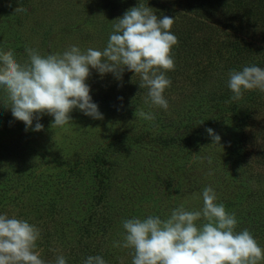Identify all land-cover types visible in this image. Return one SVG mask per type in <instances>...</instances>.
Here are the masks:
<instances>
[{
  "label": "rangeland",
  "instance_id": "rangeland-1",
  "mask_svg": "<svg viewBox=\"0 0 264 264\" xmlns=\"http://www.w3.org/2000/svg\"><path fill=\"white\" fill-rule=\"evenodd\" d=\"M110 2L0 0V50L14 51L16 59L25 62L26 47L41 55L61 52L72 44L81 50L103 48L114 19L132 5L122 9L114 3L108 9ZM251 44L236 67L230 65L235 59H228L235 58L230 56L239 47L227 57L212 54L213 62L197 67L194 74L178 75L163 93L167 110L145 103L147 89L139 87V75L129 70L117 80L111 73L101 78L90 69L86 83L102 119L73 109L71 122L62 127L52 124L51 115H42V130L26 131L24 123L0 104V212L24 218L40 229L36 251L49 264H54L58 253L69 258V248L84 241L82 226L93 209L98 217L108 218L105 229L99 230L104 231L101 241L92 240L100 244V255L108 264H131L129 249L112 247L113 240L122 239L121 221L149 214L165 218L181 204L198 210L206 185L215 189L226 211L235 213L236 231L260 225L263 230L257 234H261L264 92L256 90L245 99L237 117L220 121L214 115L218 104L232 95L223 84L224 75L227 81L230 69L264 65V43L253 40ZM181 56L173 58L179 61ZM215 62L221 66L216 68ZM5 102L0 96V103ZM140 110L153 112L155 119L144 120L138 116ZM206 128L219 134L218 144L211 141ZM145 130L151 131L153 139L131 141L134 132ZM190 132L194 135L184 146L165 145L157 137L185 138ZM58 186H63L60 197ZM51 201L56 209L45 214ZM254 238L264 248V235Z\"/></svg>",
  "mask_w": 264,
  "mask_h": 264
},
{
  "label": "clouds",
  "instance_id": "clouds-1",
  "mask_svg": "<svg viewBox=\"0 0 264 264\" xmlns=\"http://www.w3.org/2000/svg\"><path fill=\"white\" fill-rule=\"evenodd\" d=\"M111 24L103 48L84 50L69 45L61 52L41 55L35 48H25L27 60L20 62L14 51L0 50V103L11 116L22 121L27 131H40L42 115H51L52 124L62 127L71 122L73 109L92 119H102L98 104L86 83L90 69L102 78L111 73L117 80L129 70L140 77L139 87L147 89L145 103L168 109L164 90L171 80L166 72L175 67L171 49L177 37L170 31L174 18L157 16L150 7L132 6ZM230 101L239 100L245 91L264 92V67L242 65L227 73ZM117 99H122L118 97ZM138 116L154 120V113L140 110ZM35 121V123H33ZM211 141L218 144L219 134L206 128ZM202 206L188 210L183 204L173 207L167 217L131 216L121 221L122 239L112 247L130 250L131 264H261L262 248L248 229L236 231L235 213L218 202L215 189L206 185L201 193ZM200 221V223H197ZM40 229L33 223L0 212V264H49L37 249ZM54 264H67L62 253ZM82 264H108L99 254L87 255Z\"/></svg>",
  "mask_w": 264,
  "mask_h": 264
},
{
  "label": "trees",
  "instance_id": "trees-1",
  "mask_svg": "<svg viewBox=\"0 0 264 264\" xmlns=\"http://www.w3.org/2000/svg\"><path fill=\"white\" fill-rule=\"evenodd\" d=\"M138 2L137 0H111L109 6L108 3L107 5L106 3L102 4L109 9L116 3L117 6L124 9L128 4H132L131 7L139 6ZM142 2L146 7H150V10L154 11L158 17L166 15L174 18L170 31L177 37V44L172 47L171 55H182V60L175 61L174 59V69L165 73L171 80L170 85L176 81L178 75L189 76L194 74L192 72L197 67L213 62L212 54L217 53L219 57L224 55L227 57L234 48L239 47L240 50L230 56L235 58L228 59L229 61L235 59L230 65L236 67L242 59H245L239 57L252 48L253 40L264 43V0H142ZM193 20L194 23L191 22ZM200 23L202 24L200 25ZM215 63L219 64L216 68L221 66L220 63ZM227 68L228 66H225V69ZM225 76L226 74L222 80L223 84L226 85ZM192 85L195 86V84ZM255 91L256 89L245 91L239 100L230 101V97L223 100L217 106L218 112L216 110L214 114L217 120H224L226 116H231L229 118L237 117V111L240 110L245 99L252 97ZM193 135L194 133L190 132L185 138L177 136L157 137L165 145L176 143L184 146V144L188 145ZM145 137L153 139V134L149 130L141 131L138 134L134 132L131 135L133 138L131 141H142ZM57 188L56 195L63 186ZM62 192H60L59 197ZM56 206L54 201L47 202L45 214L52 213ZM93 210L94 212L90 213L87 223L82 226L86 233L84 241L78 240L75 245L69 248L70 257L66 258L67 264H82V260L87 255H100L98 250L100 244L94 245L92 240L97 237L101 241L100 237L103 236L104 231L99 230L105 229V221H108V218L98 217L100 214L97 215V213L99 212ZM261 227L263 226L256 225L251 228L250 232L254 237L264 235V231L257 234L259 230H263L260 229Z\"/></svg>",
  "mask_w": 264,
  "mask_h": 264
}]
</instances>
